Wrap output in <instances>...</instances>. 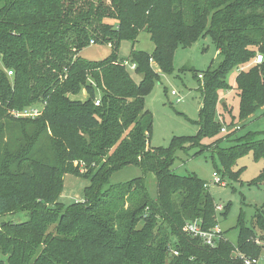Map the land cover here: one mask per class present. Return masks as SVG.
I'll use <instances>...</instances> for the list:
<instances>
[{
  "label": "trees",
  "instance_id": "trees-1",
  "mask_svg": "<svg viewBox=\"0 0 264 264\" xmlns=\"http://www.w3.org/2000/svg\"><path fill=\"white\" fill-rule=\"evenodd\" d=\"M141 31L153 50L131 49L126 62L141 77L135 83L118 53L122 41L133 44ZM206 37L221 62L202 71L198 131L150 149L152 117L145 97L160 73L171 74L177 47ZM90 44H106L111 52L100 61L85 60L80 52ZM258 54L262 62L254 64ZM0 64V217L28 215L22 222H0V264L259 259L263 212L256 211L250 227L239 213L235 245L223 236L210 248L185 233L184 225L194 220L205 231L215 228L216 204L203 180L178 175L172 166L178 152L195 150V156L211 147L221 166L214 164L215 170L237 181L239 172L231 171L237 158L262 154L264 142L255 132L235 137L233 121L230 132L219 136L217 107L224 106L220 95L232 89L229 74L238 70L237 120L264 114V0H0ZM81 91L83 101L69 97ZM35 104L42 105L37 117L9 115ZM127 166L138 167L142 176L109 185L111 175ZM67 174L89 180L84 202H58ZM151 176L154 194L147 184ZM228 210L226 205L219 214L225 218Z\"/></svg>",
  "mask_w": 264,
  "mask_h": 264
},
{
  "label": "rangeland",
  "instance_id": "rangeland-1",
  "mask_svg": "<svg viewBox=\"0 0 264 264\" xmlns=\"http://www.w3.org/2000/svg\"><path fill=\"white\" fill-rule=\"evenodd\" d=\"M104 1L107 2L108 0ZM105 22L115 24L112 20H106ZM132 48L133 50L151 53L153 43L150 41L149 35L145 31H141L133 44L129 41H122L120 44L119 59L125 62L124 65L131 77L135 83H138L141 77L134 74L131 64L128 61L126 62ZM110 52V46L106 44H90L80 52V56L88 61H100L109 56ZM220 62L221 57L218 56L214 44L208 37L198 39L190 47H177L175 49L171 74L160 73V81L153 86L144 100V108L150 112L152 117V130L148 142L150 149L168 146L169 141L174 136H192L196 134L199 121L198 111L202 104V71H205L208 67L216 68ZM0 66L3 69L1 64ZM153 67L155 68L154 65ZM241 69L243 68L241 67L239 70ZM194 71L201 73L202 77L196 79L193 76ZM237 72L238 70H234L227 78L232 89L220 95L219 101L224 103V106H218L217 113L224 132L220 130L219 136H224L230 132L231 129L227 126L233 121L234 126L232 129L237 131L235 137L247 132H255L257 139L264 142L262 141L264 140V114L260 113L245 122L237 120L238 101L234 95V78ZM8 77L11 78L12 75H8ZM172 91L176 95H171ZM84 93V91H81L77 96L69 97L73 100L83 101L86 97ZM33 107L42 109L41 104H35L30 108ZM14 113L17 112L11 111L9 115L17 119L13 115ZM7 121L9 122V120ZM204 143L210 144L212 142L206 140ZM231 145H234V143H227L223 146L228 147ZM206 150L195 156H193L195 150H190L186 154L178 152L172 169L174 173L181 176L196 175L206 183L216 205L222 208L229 205L225 218L219 214L221 211H217V221L224 237L235 245L238 235L237 220L239 213H242L244 224L248 227L251 226L256 211L264 213V207L262 208L264 204V150L258 158L252 151L237 158L231 168V171L239 172V180L237 181L230 179L227 175L222 177L214 168L215 164L219 170L221 169L218 158L212 153L211 147H207ZM80 172L82 175L85 170L80 169ZM214 173L221 178L224 185L214 182ZM261 174H263L262 179L253 184V181H256ZM141 176L142 172L138 167L127 166L111 175L109 185L126 183ZM154 181L153 176L147 178V184L152 194L155 193ZM89 185V180L82 178V176L64 175L58 202L65 206L71 203L84 202L85 189ZM27 219L28 215L26 213L16 212L1 216L0 222L18 223ZM259 264H264V249L260 254Z\"/></svg>",
  "mask_w": 264,
  "mask_h": 264
},
{
  "label": "built area",
  "instance_id": "built-area-1",
  "mask_svg": "<svg viewBox=\"0 0 264 264\" xmlns=\"http://www.w3.org/2000/svg\"><path fill=\"white\" fill-rule=\"evenodd\" d=\"M253 62H254V64H260L262 62V56L258 54L255 57V60ZM131 69L134 70V65H131ZM7 74L9 76H11L12 72L7 71ZM201 77L202 76L199 75V78H201ZM171 95H176V93L172 91ZM95 105L96 106L99 105L98 100L95 101ZM41 110L42 109H38V108H34V107L29 108V109L27 108L23 111L14 113L13 115L16 118H27V117L34 118V117H37L41 113ZM221 131L224 132V129H221ZM213 176L215 178L214 179L215 183L220 184V185H224L223 182L221 181V179L219 177H217L215 173L213 174ZM215 210H216V212L222 211L223 208L221 206L216 205ZM183 230L185 231V233L187 235H189L192 238L200 239L203 244L207 245L210 248L215 247L217 245L218 241L224 238L223 232L219 229L218 225L209 231H205V230L201 229V221L200 220H194V221L187 222L184 225ZM172 254L174 256H176L177 252L173 251ZM237 259L240 260L242 264H259V259H256V258L244 257L242 255H239V256H237Z\"/></svg>",
  "mask_w": 264,
  "mask_h": 264
},
{
  "label": "crops",
  "instance_id": "crops-1",
  "mask_svg": "<svg viewBox=\"0 0 264 264\" xmlns=\"http://www.w3.org/2000/svg\"><path fill=\"white\" fill-rule=\"evenodd\" d=\"M85 94V93H84Z\"/></svg>",
  "mask_w": 264,
  "mask_h": 264
}]
</instances>
